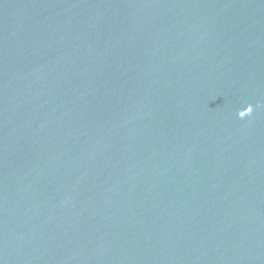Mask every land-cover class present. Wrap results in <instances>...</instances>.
<instances>
[{
  "label": "water",
  "instance_id": "obj_1",
  "mask_svg": "<svg viewBox=\"0 0 264 264\" xmlns=\"http://www.w3.org/2000/svg\"><path fill=\"white\" fill-rule=\"evenodd\" d=\"M0 264H264V0H0Z\"/></svg>",
  "mask_w": 264,
  "mask_h": 264
},
{
  "label": "clouds",
  "instance_id": "obj_2",
  "mask_svg": "<svg viewBox=\"0 0 264 264\" xmlns=\"http://www.w3.org/2000/svg\"><path fill=\"white\" fill-rule=\"evenodd\" d=\"M249 111H251V108H249Z\"/></svg>",
  "mask_w": 264,
  "mask_h": 264
}]
</instances>
